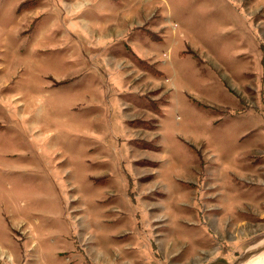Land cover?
Segmentation results:
<instances>
[{"label":"rangeland","instance_id":"obj_1","mask_svg":"<svg viewBox=\"0 0 264 264\" xmlns=\"http://www.w3.org/2000/svg\"><path fill=\"white\" fill-rule=\"evenodd\" d=\"M257 239L264 0H0V264H224Z\"/></svg>","mask_w":264,"mask_h":264},{"label":"crops","instance_id":"obj_2","mask_svg":"<svg viewBox=\"0 0 264 264\" xmlns=\"http://www.w3.org/2000/svg\"><path fill=\"white\" fill-rule=\"evenodd\" d=\"M236 155V157L238 158V160H239V158L241 157V155H240V153H236L235 154ZM237 160V159H236ZM237 160V161H238ZM250 162V161H249ZM251 164H255V163H252V162H250ZM250 170H254V167H252V169H250ZM246 171V169L245 168H242V172H245ZM247 172H250V171H247ZM261 193V191H259V190H256L254 193H253V196L254 197H256V196H258L259 194ZM135 225H136V223H135ZM25 230H26V228H24ZM239 228H235V230H238ZM101 230H103V229H101ZM107 234H108V232H106ZM95 235V234H94ZM108 237V236H107ZM112 237V236H111ZM27 238V237H26ZM257 242H259V243H251L250 245H249V247L246 249H244V251L243 252H246L247 250H248V252L245 254V256H244V258L243 259H241V252L238 254V255H235L234 257H233V259H231L230 260V262H226V263H224V264H241L242 263V261H247V260H249V259H251V257L253 256V252L256 250V249H258L260 246H264V241H259V239H257L256 240ZM261 242V243H260ZM0 248L3 250V248H4V246L3 245H1L0 244ZM5 249H6V254L7 255H10L11 257H12V261H18V257L16 256V252H12L10 249H8V248H6L5 247ZM234 255V254H233ZM241 255V256H240ZM123 256V255H122ZM249 257V258H248ZM27 261V260H26ZM19 264H20V262H18Z\"/></svg>","mask_w":264,"mask_h":264},{"label":"bare ground","instance_id":"obj_3","mask_svg":"<svg viewBox=\"0 0 264 264\" xmlns=\"http://www.w3.org/2000/svg\"><path fill=\"white\" fill-rule=\"evenodd\" d=\"M100 176V175H99ZM122 206V205H121ZM104 209V208H103ZM120 210V209H119ZM138 225V224H137ZM136 233V232H135ZM128 238V237H127ZM87 243V242H86ZM87 246V245H86ZM90 250V249H89ZM123 251V250H122ZM100 253V252H99ZM91 256V255H90ZM94 256V255H93ZM88 262V261H87Z\"/></svg>","mask_w":264,"mask_h":264},{"label":"built area","instance_id":"obj_4","mask_svg":"<svg viewBox=\"0 0 264 264\" xmlns=\"http://www.w3.org/2000/svg\"><path fill=\"white\" fill-rule=\"evenodd\" d=\"M165 55V54H164Z\"/></svg>","mask_w":264,"mask_h":264}]
</instances>
